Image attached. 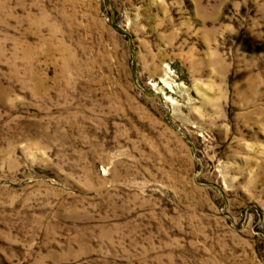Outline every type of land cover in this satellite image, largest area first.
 Segmentation results:
<instances>
[{"label":"rangeland","instance_id":"1","mask_svg":"<svg viewBox=\"0 0 264 264\" xmlns=\"http://www.w3.org/2000/svg\"><path fill=\"white\" fill-rule=\"evenodd\" d=\"M0 264H264V0H0Z\"/></svg>","mask_w":264,"mask_h":264}]
</instances>
